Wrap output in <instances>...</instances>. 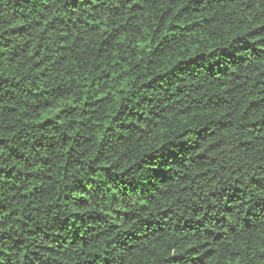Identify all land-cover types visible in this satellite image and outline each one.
I'll return each instance as SVG.
<instances>
[{
  "label": "trees",
  "instance_id": "trees-1",
  "mask_svg": "<svg viewBox=\"0 0 264 264\" xmlns=\"http://www.w3.org/2000/svg\"><path fill=\"white\" fill-rule=\"evenodd\" d=\"M264 0H0V264H264Z\"/></svg>",
  "mask_w": 264,
  "mask_h": 264
},
{
  "label": "snow or ice",
  "instance_id": "snow-or-ice-1",
  "mask_svg": "<svg viewBox=\"0 0 264 264\" xmlns=\"http://www.w3.org/2000/svg\"><path fill=\"white\" fill-rule=\"evenodd\" d=\"M262 213H264V202H262Z\"/></svg>",
  "mask_w": 264,
  "mask_h": 264
}]
</instances>
